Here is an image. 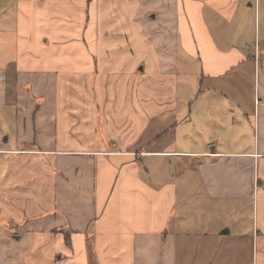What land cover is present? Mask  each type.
Masks as SVG:
<instances>
[{
    "label": "crops",
    "instance_id": "obj_1",
    "mask_svg": "<svg viewBox=\"0 0 264 264\" xmlns=\"http://www.w3.org/2000/svg\"><path fill=\"white\" fill-rule=\"evenodd\" d=\"M0 264H264V0H0Z\"/></svg>",
    "mask_w": 264,
    "mask_h": 264
},
{
    "label": "rangeland",
    "instance_id": "obj_2",
    "mask_svg": "<svg viewBox=\"0 0 264 264\" xmlns=\"http://www.w3.org/2000/svg\"><path fill=\"white\" fill-rule=\"evenodd\" d=\"M261 10H263V7H261Z\"/></svg>",
    "mask_w": 264,
    "mask_h": 264
},
{
    "label": "built area",
    "instance_id": "obj_3",
    "mask_svg": "<svg viewBox=\"0 0 264 264\" xmlns=\"http://www.w3.org/2000/svg\"><path fill=\"white\" fill-rule=\"evenodd\" d=\"M255 56H256V51H255Z\"/></svg>",
    "mask_w": 264,
    "mask_h": 264
}]
</instances>
